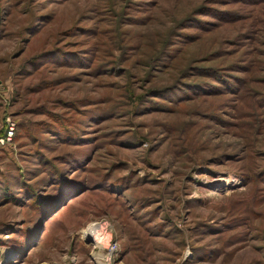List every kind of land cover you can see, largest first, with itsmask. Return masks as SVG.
<instances>
[{
  "label": "rangeland",
  "instance_id": "374dc122",
  "mask_svg": "<svg viewBox=\"0 0 264 264\" xmlns=\"http://www.w3.org/2000/svg\"><path fill=\"white\" fill-rule=\"evenodd\" d=\"M94 254L264 264V0H0V264Z\"/></svg>",
  "mask_w": 264,
  "mask_h": 264
},
{
  "label": "bare ground",
  "instance_id": "6f19581e",
  "mask_svg": "<svg viewBox=\"0 0 264 264\" xmlns=\"http://www.w3.org/2000/svg\"><path fill=\"white\" fill-rule=\"evenodd\" d=\"M97 232H98V229L96 228V227H94V225H90L88 228H87V234H88V236H91V237H94L96 234H97ZM94 246H96V248H98V249H102V247L98 244V243H96L95 242V245ZM101 257V255H97V254H94V258H93V260H95V262L97 263V264H102L100 261H99V258Z\"/></svg>",
  "mask_w": 264,
  "mask_h": 264
},
{
  "label": "built area",
  "instance_id": "2783aa9c",
  "mask_svg": "<svg viewBox=\"0 0 264 264\" xmlns=\"http://www.w3.org/2000/svg\"><path fill=\"white\" fill-rule=\"evenodd\" d=\"M12 130L10 131V132H8V137H11L12 136ZM92 225H94V227H96L97 229H98V232H99V230H100V228H101V226H98L97 224H92ZM97 232V233H98ZM97 235V234H96ZM95 235V236H96ZM94 236V237H95ZM91 238H93V237H91ZM101 247H102V249H101V251L103 250H106L100 243H98ZM109 251V250H108ZM95 261V260H94ZM99 261L102 263V264H110L109 262H110V260H109V258L107 257V256H104V258L102 259V257H100L99 258ZM95 264H97L96 262H95Z\"/></svg>",
  "mask_w": 264,
  "mask_h": 264
},
{
  "label": "trees",
  "instance_id": "16d2710c",
  "mask_svg": "<svg viewBox=\"0 0 264 264\" xmlns=\"http://www.w3.org/2000/svg\"><path fill=\"white\" fill-rule=\"evenodd\" d=\"M40 199H41V197H39V198H37V202H38V200L40 201ZM37 207V206H36ZM42 211H43V209H42ZM44 213V212H43ZM34 246H31V248H33Z\"/></svg>",
  "mask_w": 264,
  "mask_h": 264
},
{
  "label": "crops",
  "instance_id": "0c3cea01",
  "mask_svg": "<svg viewBox=\"0 0 264 264\" xmlns=\"http://www.w3.org/2000/svg\"><path fill=\"white\" fill-rule=\"evenodd\" d=\"M79 261H80V263H81V259H80V258H79ZM83 263L87 264V262H83Z\"/></svg>",
  "mask_w": 264,
  "mask_h": 264
},
{
  "label": "water",
  "instance_id": "95a60500",
  "mask_svg": "<svg viewBox=\"0 0 264 264\" xmlns=\"http://www.w3.org/2000/svg\"><path fill=\"white\" fill-rule=\"evenodd\" d=\"M43 224H44V221H42V226H43Z\"/></svg>",
  "mask_w": 264,
  "mask_h": 264
}]
</instances>
